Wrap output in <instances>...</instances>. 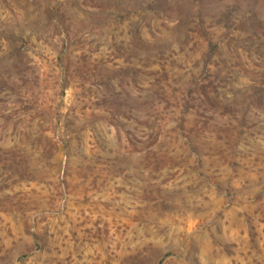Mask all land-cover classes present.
<instances>
[{"label": "rangeland", "instance_id": "374dc122", "mask_svg": "<svg viewBox=\"0 0 264 264\" xmlns=\"http://www.w3.org/2000/svg\"><path fill=\"white\" fill-rule=\"evenodd\" d=\"M0 264H264V0H0Z\"/></svg>", "mask_w": 264, "mask_h": 264}]
</instances>
